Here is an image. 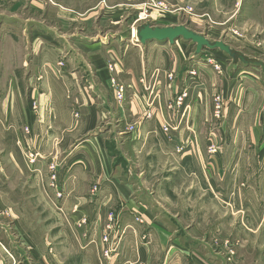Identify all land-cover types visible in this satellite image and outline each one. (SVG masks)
Here are the masks:
<instances>
[{
    "label": "crops",
    "instance_id": "0c3cea01",
    "mask_svg": "<svg viewBox=\"0 0 264 264\" xmlns=\"http://www.w3.org/2000/svg\"><path fill=\"white\" fill-rule=\"evenodd\" d=\"M23 2L14 1L8 9L14 30L0 32V90L30 89L40 106L50 100L56 104L53 90L68 91L67 99L72 98L67 130L78 140L71 145L58 180L62 195L56 194L58 186L52 198L68 203L51 215L65 219L64 229L68 222L76 231V247L86 259L74 264H229L225 240L231 235L257 252L256 264H264V87L258 83L247 88L234 78L232 83L225 81L226 115L219 122L213 115L209 69L202 71L203 81L182 83L185 75L163 41L141 44L131 33L120 48L109 42V32L102 31L105 19L95 23V12L77 17L58 9L55 0L30 3L24 24L31 29L25 34L15 17ZM55 13L60 26L49 20ZM6 22L2 20L0 30H5ZM56 32L61 34L60 44L55 43ZM98 43L100 47H95ZM110 58L116 72L108 68ZM176 65V79L166 81ZM113 72L127 87L123 100L111 89ZM22 74L28 75L25 80ZM181 89H189V102L177 103ZM0 104L4 111L7 100ZM32 111L27 121L35 136L41 133L39 121L47 123L51 116ZM234 128L237 146L227 137ZM42 131L47 137L54 130L46 126ZM247 136L255 146L242 144ZM215 143L220 149L214 152ZM37 180L44 186V179ZM225 203L235 205L232 214ZM187 217L192 222L187 223ZM105 231L110 242L104 245ZM103 246L113 247L107 258ZM57 250V245L50 246L49 264L73 263L64 258L60 263Z\"/></svg>",
    "mask_w": 264,
    "mask_h": 264
},
{
    "label": "rangeland",
    "instance_id": "374dc122",
    "mask_svg": "<svg viewBox=\"0 0 264 264\" xmlns=\"http://www.w3.org/2000/svg\"><path fill=\"white\" fill-rule=\"evenodd\" d=\"M14 1L17 0H2V3L0 2V27L3 24L2 20H7L5 30H0L2 33L14 30L13 21L10 20L8 14V9L12 8ZM23 1L25 2H23L20 16L15 14V17L19 20L18 22L23 23V33L29 34L31 26L24 22L25 18L29 16L30 3L33 1L53 3L52 0ZM54 3H57L55 6L58 9H66L70 13L75 12L77 17H81L86 12H95L96 14L92 16L93 21L97 23L99 19H105L107 23L101 26L102 31L113 35L109 36L112 38L109 42L118 44L120 48L123 44L124 46L127 44L126 38L129 39L131 33L135 37L133 33L137 25L151 20L154 24L163 26L186 24L211 39L224 40L249 56L264 60V0H55ZM76 7L83 9L80 12L71 9ZM93 7L95 9L88 11ZM87 8L89 9L87 10ZM40 18L43 17H37L38 21ZM59 19L60 17L55 13L54 17L49 20L55 25H59L61 23ZM42 21L44 23V19ZM55 36L58 41L54 42L60 44L61 34L56 32ZM101 39L103 38L100 37L98 40ZM136 40L138 41L137 38ZM98 42L103 44V41ZM162 43L167 44L166 49L171 55V60L178 63L180 72L185 75L182 83L201 82L204 80L202 73H206L205 69L212 71L213 115L219 122L226 115L223 110L226 99L222 90L225 81L232 83L234 78V81H239L247 88L258 83L264 87V73L260 66L242 62L235 63L231 57L220 50L204 49L200 55H196V45L183 38L177 40L175 44ZM102 54L105 55L104 52ZM13 56L11 55V57ZM110 61L111 58L107 60L108 68L116 72L115 64ZM176 72L177 65L176 68H170L167 72L166 81L173 82L177 76ZM112 74L111 89L118 100H123L127 87L117 81L114 72ZM27 76V74L20 75L22 80H25ZM121 86L123 87V97L119 98L117 92ZM53 93L55 94L53 101L56 104H53L49 98L50 104L40 106L36 95L32 97L34 94L30 89L0 90V102L4 98L7 100L4 111L0 104V264H49L47 261L51 258L50 246L52 244L58 247L55 257L60 263L63 261L60 260L61 258L71 259L72 264L75 261L82 262L83 258L86 259L85 255H80L81 253L76 247L78 243L76 231L69 226L68 222L69 228L65 227V230L62 226L65 219L51 215L53 209H61L63 204L67 205L68 203V201L62 203L53 201V199L58 186L56 194L62 195L60 188L63 189V187L58 185V180L63 173L69 149L78 140L74 135L70 136L71 130L69 132L67 130L69 126L67 116L70 115L68 107L72 100V98L67 99L69 97L67 95H70L69 92L53 90ZM30 95L33 98L32 105H29ZM188 98L190 99L189 89H181L176 100L180 104ZM189 99L186 101L189 102ZM8 102L15 103V105H8ZM20 103L21 105H18ZM150 104L148 103V105ZM261 105H263L262 112L264 114V101L262 100ZM32 109L38 114L41 111L51 116L47 123L39 121L37 128L41 133L46 126L50 130H54L47 137L41 133L31 136L34 126L29 124L27 118L30 112H33ZM72 112L74 113V111ZM147 115L151 116L152 113L149 111ZM216 124L217 122H215ZM167 125L170 129L168 123L164 126ZM216 131L222 133L220 129ZM227 137H229V144L237 146L236 128L233 131L229 130ZM69 141L72 142L69 143ZM224 141L222 140L220 146L224 144ZM217 144L215 143L216 148H211L214 152L220 149ZM242 144L250 147L256 145L248 136L242 140ZM37 173H39V177ZM38 178L42 181L45 180V182L43 181L44 186L38 184ZM48 181L54 185L47 184ZM217 204L221 207L223 203ZM227 204L225 203L224 206L230 209V214H232L236 207L233 203ZM69 205L71 207V201ZM204 214L205 212H202V220L205 219ZM108 216L113 221L115 214L111 211ZM233 219L241 218L231 216V220ZM192 220L189 217L185 218L187 223ZM201 226L203 225L201 224ZM101 240L103 244L110 242L107 231L102 235ZM205 240L206 235H203L201 241ZM242 241L243 239L234 235L228 236L225 240L228 242L225 249L229 264H256L257 252L242 245ZM111 247L103 246L105 249L101 251L105 258L109 257L110 253L108 254L107 251ZM238 247L243 248L237 250ZM204 251L205 247L203 246L201 252L204 254ZM239 253H241V258L238 256Z\"/></svg>",
    "mask_w": 264,
    "mask_h": 264
},
{
    "label": "water",
    "instance_id": "95a60500",
    "mask_svg": "<svg viewBox=\"0 0 264 264\" xmlns=\"http://www.w3.org/2000/svg\"><path fill=\"white\" fill-rule=\"evenodd\" d=\"M135 29L137 39L142 44L154 40L175 44L177 40L183 38L196 45V55H200L204 49L220 50L231 57L233 62L260 66L264 73V60L251 57L242 50L234 48L224 40L211 39L206 34L198 32L186 24L163 26L156 25L151 20H147L137 25Z\"/></svg>",
    "mask_w": 264,
    "mask_h": 264
},
{
    "label": "built area",
    "instance_id": "2783aa9c",
    "mask_svg": "<svg viewBox=\"0 0 264 264\" xmlns=\"http://www.w3.org/2000/svg\"><path fill=\"white\" fill-rule=\"evenodd\" d=\"M134 34V33H133ZM123 87L121 86L120 88H119V91L117 92V96L119 97V98H122L123 97ZM164 126V125H163ZM164 131H167V130H169L168 129V125L167 126H164V129H163Z\"/></svg>",
    "mask_w": 264,
    "mask_h": 264
},
{
    "label": "bare ground",
    "instance_id": "6f19581e",
    "mask_svg": "<svg viewBox=\"0 0 264 264\" xmlns=\"http://www.w3.org/2000/svg\"><path fill=\"white\" fill-rule=\"evenodd\" d=\"M134 36L137 38V36H136V29L134 30ZM98 46H100V43L95 44V47H98ZM212 51H216V50H212ZM217 51H218V50H217Z\"/></svg>",
    "mask_w": 264,
    "mask_h": 264
}]
</instances>
